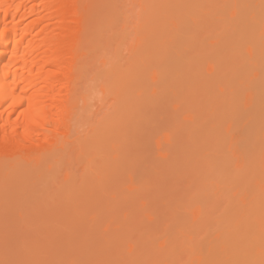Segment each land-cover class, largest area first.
Instances as JSON below:
<instances>
[{"label": "bare ground", "instance_id": "6f19581e", "mask_svg": "<svg viewBox=\"0 0 264 264\" xmlns=\"http://www.w3.org/2000/svg\"><path fill=\"white\" fill-rule=\"evenodd\" d=\"M25 200L57 232L16 264H264V0H0V207Z\"/></svg>", "mask_w": 264, "mask_h": 264}, {"label": "rangeland", "instance_id": "374dc122", "mask_svg": "<svg viewBox=\"0 0 264 264\" xmlns=\"http://www.w3.org/2000/svg\"><path fill=\"white\" fill-rule=\"evenodd\" d=\"M128 14H130V12H128ZM106 101L108 100L104 99L101 102H97L96 108L100 109L101 105L103 106ZM103 109L104 108H101L100 111ZM154 116L153 123L144 126L146 128V134H144L146 137L141 140L142 144H140L141 148H139V150L143 152L142 154L140 153V158L146 160H149L153 152L156 150L154 139H160L161 134H168L171 132L170 128H168V131L165 129L166 131L162 132L157 130L160 134L157 131H154V127H156L155 129H161V126H163L162 123L165 122L164 119L166 122L168 119L164 112L159 114L157 111ZM168 121L170 122L169 119ZM162 129H164V127ZM154 132H157L158 135L156 133L157 136L155 135L156 137L152 139ZM149 133H151V136L148 135ZM162 141L163 140L160 139V147H162ZM157 150L159 149L157 148ZM133 152L134 151H132V153ZM73 167L76 169L77 165H74ZM78 173L80 172H77V174ZM13 203H15V199L9 202V204ZM11 206L12 205H1L0 207V264H16V257L19 254L18 248L22 244L27 243L29 240L34 241L42 239L45 236L46 231L54 233V235L55 232H57L54 225L49 226L48 228L46 226L45 222L48 208L42 201L31 200V203L29 204L28 201L25 200L15 208H11ZM5 261L7 262L5 263Z\"/></svg>", "mask_w": 264, "mask_h": 264}]
</instances>
